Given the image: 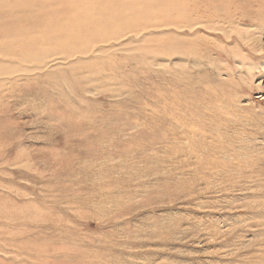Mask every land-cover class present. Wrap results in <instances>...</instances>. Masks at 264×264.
I'll return each mask as SVG.
<instances>
[{"label": "rangeland", "instance_id": "374dc122", "mask_svg": "<svg viewBox=\"0 0 264 264\" xmlns=\"http://www.w3.org/2000/svg\"><path fill=\"white\" fill-rule=\"evenodd\" d=\"M0 264H264V0H0Z\"/></svg>", "mask_w": 264, "mask_h": 264}, {"label": "bare ground", "instance_id": "6f19581e", "mask_svg": "<svg viewBox=\"0 0 264 264\" xmlns=\"http://www.w3.org/2000/svg\"><path fill=\"white\" fill-rule=\"evenodd\" d=\"M103 22V21H102ZM21 58V57H20ZM23 60V59H22Z\"/></svg>", "mask_w": 264, "mask_h": 264}]
</instances>
